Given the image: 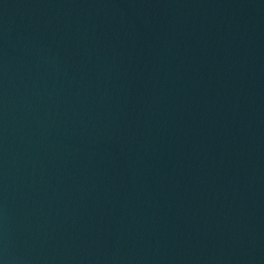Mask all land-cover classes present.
<instances>
[{"label":"water","instance_id":"95a60500","mask_svg":"<svg viewBox=\"0 0 264 264\" xmlns=\"http://www.w3.org/2000/svg\"><path fill=\"white\" fill-rule=\"evenodd\" d=\"M0 264H264V0H0Z\"/></svg>","mask_w":264,"mask_h":264}]
</instances>
